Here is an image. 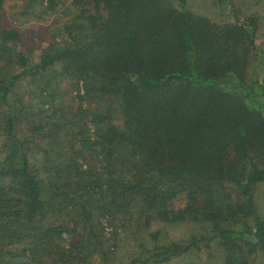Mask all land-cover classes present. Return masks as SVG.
<instances>
[{
  "label": "trees",
  "instance_id": "16d2710c",
  "mask_svg": "<svg viewBox=\"0 0 264 264\" xmlns=\"http://www.w3.org/2000/svg\"><path fill=\"white\" fill-rule=\"evenodd\" d=\"M250 1L216 0L222 20L204 0L63 1L67 35L36 52L0 0V264H260L264 2ZM57 75L75 80L63 102Z\"/></svg>",
  "mask_w": 264,
  "mask_h": 264
},
{
  "label": "rangeland",
  "instance_id": "374dc122",
  "mask_svg": "<svg viewBox=\"0 0 264 264\" xmlns=\"http://www.w3.org/2000/svg\"><path fill=\"white\" fill-rule=\"evenodd\" d=\"M215 1L216 0H204V2L207 5L212 6L210 8L213 9V11H215V9H218L217 17L219 13L220 15L219 18L220 20H222L226 18V14L222 10V7H223L222 5H221L222 7L220 5L214 6ZM233 1L234 3H236L237 10L240 11L239 12L240 14L242 13V11H245L247 13L248 12L246 11L247 8L252 7V3L250 0H233ZM258 1L264 2V0H261V1L258 0ZM62 2L67 5L69 3V0H59L58 4H55L54 8L51 6H45L46 4L41 3L39 0L37 1L3 0L2 2L3 21L10 27L17 29L20 32V34L23 37L22 38L23 43L29 46V49H27L28 51L30 49H35L36 52H39L40 48L46 46L47 43L58 42L60 39L58 38L57 39L58 41H57L56 40L57 36L61 37V35H63V37H65L67 35L63 29L64 25L61 24V21L66 19V17L73 16L76 10L72 8L68 10V12L65 11L64 9L66 8V6L64 4H61ZM257 5L260 6L259 4ZM257 5L252 10H255L257 8ZM224 6H226V4ZM261 8L262 9H261L260 14H261V17L263 19V24H264V5H261ZM221 11L223 12L221 13ZM63 12L66 13L67 15L66 17L61 16ZM214 14L216 17L215 12ZM62 15H65V14H62ZM231 15L232 14H229V17ZM263 38H264V35H262V39ZM61 40H64V39H61ZM62 42L61 43L63 45H66L65 41H62ZM262 48L264 49V47ZM27 50L26 52H28ZM59 66L60 65L56 63L53 68H59ZM55 81H56L57 88L61 91L60 101L63 102V101L68 100L70 98V95L73 93L72 91L70 92V89L71 87L74 86L75 80L68 76L57 75L56 79H54V82ZM35 87L37 86L34 85V88L30 89L27 92L26 97L28 96V93L32 91L35 92ZM113 100L114 99H110V102ZM86 102H87L86 104L89 105V107H91V106H94L95 104H99V102L104 105V103H106L107 101L106 99L105 100L102 98L100 99V97L97 98L92 95L88 97V100ZM50 135H53V133H51ZM36 150H37V147H34V149H32L33 152H35ZM256 192H257L256 200L259 206V211H260V214H263L264 213V184L261 185L257 189ZM183 204H184L183 201L179 200L174 204V208H176L177 210L180 207H183ZM187 228L188 227L186 226H182L179 231L175 232V236L184 235L182 234L183 230L190 231V229H187ZM200 256L205 257V255L202 253ZM255 262L264 264V256H262ZM183 263L184 262L182 260L179 261V264H183ZM213 263H216V261H213ZM169 264H176V261L174 260L170 262Z\"/></svg>",
  "mask_w": 264,
  "mask_h": 264
}]
</instances>
